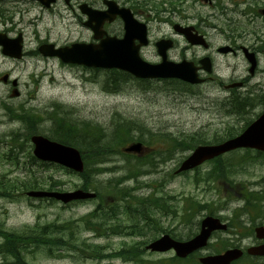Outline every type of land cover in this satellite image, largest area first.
<instances>
[{
	"label": "rangeland",
	"instance_id": "obj_1",
	"mask_svg": "<svg viewBox=\"0 0 264 264\" xmlns=\"http://www.w3.org/2000/svg\"><path fill=\"white\" fill-rule=\"evenodd\" d=\"M160 1L148 0L155 7L161 5ZM121 2L127 7L130 6L126 0ZM133 2H140V0H133ZM237 2L244 3L236 5L238 9L236 11L233 6H228L227 11L214 12L199 4H196L191 11L193 16L198 18L217 14L209 22L212 26L201 28L212 45L211 50L206 52L204 49H196L199 55L210 53L215 58L216 72L219 75L216 81L207 80L201 86L189 87L177 83H166L167 81L142 83L133 79L123 85L122 92L115 94L108 93L103 88L104 82L113 78L110 71L65 65L57 58H44L38 53V47L44 42L64 46L76 41H89V32L75 22L73 12L67 10L63 2L48 11L42 10L40 5L32 0H0V33L8 34L12 38L21 33L25 40L22 60L3 55L0 47V181L6 180L16 184L20 178L37 177L42 179L45 188L54 185L61 186L56 190L64 191L82 188L83 179L79 175L59 166H43L31 159L32 149L27 143L28 130L25 129L27 127L24 119L17 117L13 120L14 116L11 114L23 110L38 112L40 117H44L53 113L52 104H55L67 112V118L69 117L73 124L75 122L81 126L87 124L94 126L93 129L102 133L99 141L108 144L107 147L103 146L102 149L97 150L98 153L106 156L104 166L96 167L97 169L104 167L100 176L95 175L94 167L89 172L94 183L108 184L113 187L117 184V180L125 179L126 182L120 186L119 194L124 196L125 192L132 191V196L125 198L129 203H138L139 198L143 200L151 195H155L160 201V203L157 202L158 206L155 209L140 207L139 213L132 212L129 216L130 221H126L125 217L121 218L123 222L117 223L115 220L108 221L107 218L104 220L95 218L92 223L103 226L100 233L88 228L85 224L87 216L95 210L94 202L64 207L62 204L50 201L30 200L21 196L12 198L15 196H10L9 193L6 196L0 194V229L7 236L14 234L15 237L33 232L41 234L40 232L45 229L51 230L50 236H54V239H45L46 242L54 243L57 237L62 236L73 244L68 234H65V228L61 227L62 224L72 222V227L76 230L80 241L89 245H101L106 248V252H113L123 250L126 244H133L131 242H142V244L150 242L165 233L174 239L187 240L188 237L196 234L198 222L211 212L212 215L228 220L226 222L229 224L231 220L237 222L236 216L243 214L239 221L243 225L240 229L243 230L244 236L234 231L226 237H217L218 239L213 240L215 248L198 254L200 256L213 254L214 250L225 246L221 244L222 241L233 246L248 248V245L253 243V238L250 236L253 235V228L264 222V207H262L264 204L259 205L262 213L260 208L259 212L247 213L244 202L238 196L245 190L238 185L243 184L244 187H250L251 191L258 193L264 190V165L261 162L249 163L231 178L233 180L231 184L227 180L206 179L214 167V164L209 163L197 171L171 178L177 164L190 151H179L174 153V156L158 155L159 137L166 134L174 140H184L192 134L203 133L210 142L213 141L215 134L224 136L222 134L225 128L238 122V115H235L231 100L233 96L237 94L240 97L249 93H255L256 96L264 94V52L260 57V72L250 80L247 87L242 90L228 91L218 85L220 79L230 84L232 81H240L250 75L249 64L244 58L215 55V48L228 44V37L234 39L242 33V39L238 43L245 46L261 45L260 41L264 40V17L259 12L264 8V0H237ZM138 14L142 21V12L138 11ZM194 22L199 24L197 20ZM150 28L151 39L154 42L162 35L171 33L170 26L156 22H152ZM143 58L152 63L161 61L153 46L145 49ZM5 74L10 75L11 79L19 80L21 93L19 98L9 97L12 87L1 80ZM202 77H205V74ZM4 104L11 109L8 110ZM261 111L262 106L254 108L253 119ZM122 119L130 122L139 121L141 125L137 124L136 127L141 132L142 126L148 129V132H144L143 135L150 138L152 144L149 145L150 152L142 161L131 156H127L125 160L118 154V148H116L118 143L114 141L116 133L113 132V126L116 121ZM39 128L41 131L37 134L50 137L54 125L51 121H45ZM141 132L132 130L131 134L136 137L141 135ZM11 135L16 141L15 145L11 141ZM17 145L25 147L18 151ZM242 154V152L227 154L224 161L237 163L238 157ZM232 156L235 157L232 159ZM116 169L117 172H115ZM124 170L125 172L128 170L131 174L125 175L122 172ZM136 175L137 182L132 179V176ZM26 183L36 182L26 180ZM56 183L60 184L56 185ZM138 187H142V190L135 192L134 189ZM230 195H233L232 201H229ZM134 220L142 221V230H139L142 234L133 233L140 237L131 238L126 230L130 224L132 226ZM160 228L162 232H158ZM114 229L123 230V232L119 234V232H113ZM4 240L3 236L0 237V244ZM30 246L21 253L23 264H132L119 259L86 260L81 251L73 247L54 251L60 257L49 256L47 248ZM45 246L49 247L47 244ZM123 246L125 247L118 250ZM3 255L0 253V264H20L11 256ZM170 256L146 254L144 259L146 263L152 264L151 261H166ZM253 261L250 258L246 260V263L250 264ZM193 262V259H188L185 264H193Z\"/></svg>",
	"mask_w": 264,
	"mask_h": 264
},
{
	"label": "trees",
	"instance_id": "obj_2",
	"mask_svg": "<svg viewBox=\"0 0 264 264\" xmlns=\"http://www.w3.org/2000/svg\"><path fill=\"white\" fill-rule=\"evenodd\" d=\"M111 75H113L112 80L104 82L103 88H105L106 92L108 93H120L122 92L123 85L126 84L129 80H133V78L125 73L118 72V71H110ZM142 83H148V81H142ZM232 104L234 106L235 115L237 116L238 122L237 124L230 125L229 127H226L224 130V133L219 136L215 134L213 138V143H219L225 139L232 138L239 133H241L246 127L250 125V123L253 121V117L251 116L253 109L258 104V101L252 98L251 95H247L244 98H240L238 95H234L232 99ZM53 106V113H50L48 116L40 117L38 112L32 113L31 111H23L16 112L14 114L11 113L14 117L13 120H15L17 117H21L24 120V124L28 130V139L33 134H37L41 131L39 126L42 124L44 125L45 121H51V123L54 125V128L52 130V139L55 141H58L60 143H63L65 145L74 146L80 149V151L83 153L84 158L86 160V166L88 167L86 169V172L81 176L83 179V186L82 188L84 190L89 189H95L96 192L99 194L100 198H106L111 195H115V197H118L119 191L121 190L120 185H122L125 182V179L123 180H117V184L113 187L108 186V184H101L104 186H101L100 184L97 185L93 182L92 175L89 174L92 167H94L93 171L95 172V175L99 176L103 169L99 167L100 169H97L98 166H104L106 156L100 154L97 152L98 149H102L103 146H108V144L103 143L102 141H99L100 137L102 136V133L100 134V131L97 129H93L94 126L87 125H80L74 122H70L69 117L67 118V112H64L62 110L61 106H57L55 104H52ZM7 109L10 110L11 108L9 106ZM18 114V115H17ZM30 117V118H28ZM66 117V118H65ZM23 123V122H22ZM137 124H140L139 121H127V120H118L115 123V126H113V132L116 133L114 141L118 143V154H120L125 160L127 156L122 152V147L130 144L134 141H141L146 146L149 147V145L152 144V141L150 138L145 137L144 132H148V129L145 126H142V132L140 129H137ZM141 125V124H140ZM132 130H138L141 132V135L139 136H133L131 134ZM208 135V133H207ZM209 137V136H208ZM160 138V148L165 149L164 152L159 151L158 155L161 154H169L171 156H174L173 154L179 151L182 152H188L193 150L197 145L201 144H209L211 143L208 141V138L203 133H195L190 136L185 137L184 140H174L172 137L168 134L164 135ZM184 138V137H183ZM13 145L16 144L15 139H13ZM123 145V146H122ZM18 148V147H16ZM23 146L20 145L19 150H22ZM237 153V152H236ZM239 153V152H238ZM132 157V156H131ZM235 156H232V159ZM133 158V157H132ZM224 158L216 159L214 163V167L212 171L207 175L206 179L209 180H227L233 184V178L235 174L237 175L239 169H244L243 167L248 165L249 163H255V162H261V164L264 165V154L262 153H254L253 151L246 150L244 153L238 157L239 161L237 163H225ZM89 169V170H88ZM125 175H130L128 173V170L125 172L122 171ZM99 173V175H98ZM5 179V178H3ZM132 179L138 181V176H132ZM26 180H34L36 183H26ZM42 179H39L37 177H25L20 178V180L17 181V183H10L9 181L2 180L0 181V194L7 195H13L17 198L19 193L22 195L26 191L29 190H35V189H43V181ZM6 181V182H5ZM2 182H5V184H2ZM40 184V185H39ZM23 185V186H22ZM25 186V187H24ZM248 187V186H247ZM239 188H243L244 190L247 188L243 186V184H239ZM14 190V191H13ZM12 192V193H11ZM129 195V194H127ZM246 199L250 197V200H246L247 205L246 209L248 211H254L258 210V208H261L259 205H261L262 202H264V190L260 193L258 192H251L247 191V194H245ZM103 201V200H102ZM157 202L160 203L159 199L155 195H151L147 198H143L141 201L142 209L145 207H149L151 209H155L156 206H158ZM96 212L95 214H92L91 217H87V220H85V224L88 228H91L97 232L101 231V227H103L101 224H93L92 221L96 218ZM132 226H130V230H126V232L130 233H136L138 235H141L142 227V221L134 220L132 222ZM73 223L69 222L67 224H62L61 227L65 228V234H68V236L71 238L73 244L69 243V240L64 239L62 236L57 237L55 239L56 241L53 242H46L45 239H54V236H50L51 230H44L40 232L41 234H35L33 232L32 234H20L16 235V237L13 235L7 236L2 229H0V236L2 235L5 240L0 244V253L5 255L11 256L15 261H17L20 264H23L21 261L23 259V255L21 254L24 249H28L31 246L35 245V247H43L45 244L49 245L46 246L50 250L54 249H60V248H68L73 247L75 249H80L82 254L87 255L90 258H98V259H114V258H122L125 261L134 262L135 264H142V250H133L136 248H139L140 245H132V244H126V248H124L121 251L118 252H106V248L103 246H93L89 245L86 242L80 241L78 239V236L76 234V230L72 227ZM46 228V227H45ZM157 230V229H156ZM113 232H123V230H112ZM101 233V232H100ZM133 235V234H132ZM1 236V237H2ZM20 239V240H19ZM48 251L50 254L51 251ZM6 260V259H5Z\"/></svg>",
	"mask_w": 264,
	"mask_h": 264
},
{
	"label": "water",
	"instance_id": "obj_3",
	"mask_svg": "<svg viewBox=\"0 0 264 264\" xmlns=\"http://www.w3.org/2000/svg\"><path fill=\"white\" fill-rule=\"evenodd\" d=\"M44 2V0H41ZM54 0H48L45 4L50 6ZM112 12H118L124 22L126 35L123 39L106 38L98 45L73 44L71 47H63L56 49L53 44H44L39 48L40 53L44 56L58 57L64 63L83 65L89 68L96 69H118L133 75L137 79H180L191 84H200L203 82L198 77L197 69L192 64L182 63L175 65L166 60L165 53H162L164 58L162 64L153 65L140 57V48L148 44L146 26L136 21L130 10L114 9L115 6L110 5ZM113 9V10H112ZM113 20V19H111ZM97 32V28L94 27ZM100 34L96 35L100 38ZM187 38L194 44H203V37L187 33ZM135 40H139L140 45L135 44ZM22 42L23 39L19 36L17 39H8L5 35L0 34V45L3 46L5 55L22 58ZM159 45V44H158ZM226 52V49H222ZM254 72V67L251 73ZM7 81V76L3 78ZM17 85V81H14ZM19 96V92L14 90L12 97ZM32 142L35 145L34 155L42 161L52 162L67 168H70L78 173L84 171V163L80 152L72 147L64 146L44 137H33ZM246 148L264 151V112L261 117L251 124L239 136L231 138L217 145L198 146L192 154L182 163L177 173L189 171L197 168L208 160H212L228 152ZM126 153L143 155L145 148L141 143H133L125 148ZM30 197L44 198L50 197L61 200L64 203H69L77 200L93 199L96 197L94 193L78 190L73 193H51L45 191H37L28 193ZM226 225H222L220 221L213 218H208L204 222V230L196 239L188 243H177L169 236L163 237L161 240L152 244L149 248L152 251L164 252L174 249L179 257H186L192 252L206 246L210 234L213 230L226 229ZM208 228V229H205ZM257 236L264 239V226L256 229ZM252 255L264 256V246L252 248L249 250ZM242 253L239 250L226 252L222 256L209 257L203 261L204 264H230L232 261L240 258Z\"/></svg>",
	"mask_w": 264,
	"mask_h": 264
},
{
	"label": "flooded vegetation",
	"instance_id": "obj_4",
	"mask_svg": "<svg viewBox=\"0 0 264 264\" xmlns=\"http://www.w3.org/2000/svg\"><path fill=\"white\" fill-rule=\"evenodd\" d=\"M106 1L107 0H57L54 6H56L60 2H63L67 10L73 12L75 22H77L80 27H85L90 34L89 41H80V42L93 43L97 41L94 39V33L92 32L89 25L95 26L96 22L90 21V17L88 16L87 13L86 14L84 13V9L105 11L108 8L106 5ZM114 1H116L122 7H127L124 3L122 4L121 0H114ZM162 2H164L166 6L162 5ZM160 3L161 5L159 7L152 8L146 6L145 1L141 0L138 4L135 3L136 5L132 6L133 10L131 9L134 15L136 16V18L138 19H139L138 11L142 12V22H145L148 25L149 35L151 34L149 25L152 22H156L160 25H168L171 27V33L164 34L161 37H159L157 40H155L154 42L155 46L153 45V47L154 48L156 47V43L159 40L162 39L171 40L173 43V47L167 51L168 59L176 63L182 62L184 60L193 62L196 66H198L199 73L201 76L205 74V72L201 69V62L204 59H209L214 68V74H212V76H208L206 79H209L211 81H216L219 75L216 72L217 66H216L215 58L210 53H207L205 55H199L196 52V49H204L206 52H209L211 50L212 45L209 42L206 33L202 32L201 28L202 26H212L211 24H209V22L212 18L216 17L217 14L201 16L200 18H198L193 16L191 11L196 4H199L200 6H204L205 8L214 12H221L224 10L227 11L229 10L228 6H233L234 11H236L238 10L236 5L238 6L244 2L238 3L237 0H170V1L161 0ZM163 6L164 8H162ZM194 20H197V22L199 21V24H194L195 23ZM175 26H178L177 28L178 30H176ZM191 26H193L199 34H202V36L206 38L208 45L206 46L194 45L192 42H189L187 40L181 28L184 29ZM102 30L105 31L109 36H115L121 38L124 35V23L119 17H117L112 22L107 20L103 23ZM241 39H242V35L235 37L234 39L228 37L229 40L228 44H226L225 46L222 45L215 48V55L241 56L248 63V54L245 51L248 50V53L254 54L256 57V61H257L256 75H257L261 69L260 57L264 52V40L260 41L261 45L245 46L241 43H238L240 42ZM222 47H227L229 49V52L221 53L220 48ZM146 48L142 49V57L145 54ZM256 75L241 79L239 82L243 83L242 88L247 87L249 85V82H251L250 80L254 79ZM234 83H238V81H232L230 84H226L222 79H220L218 85L226 89L228 85H232ZM263 243L264 241L253 242V244L257 246ZM250 258L254 260L250 264H264V258L251 257L250 255L246 254V251H244V256L242 257V260L239 264H247L246 260Z\"/></svg>",
	"mask_w": 264,
	"mask_h": 264
},
{
	"label": "bare ground",
	"instance_id": "obj_5",
	"mask_svg": "<svg viewBox=\"0 0 264 264\" xmlns=\"http://www.w3.org/2000/svg\"><path fill=\"white\" fill-rule=\"evenodd\" d=\"M225 46V45H224Z\"/></svg>",
	"mask_w": 264,
	"mask_h": 264
}]
</instances>
